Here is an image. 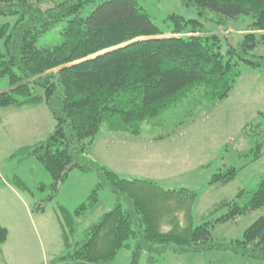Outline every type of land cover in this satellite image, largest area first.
Returning <instances> with one entry per match:
<instances>
[{"label": "trees", "instance_id": "trees-1", "mask_svg": "<svg viewBox=\"0 0 264 264\" xmlns=\"http://www.w3.org/2000/svg\"><path fill=\"white\" fill-rule=\"evenodd\" d=\"M181 1L200 17L213 12L215 23L241 16L251 21L241 38L222 51L219 37L204 33L198 18L170 13L160 27L136 0H0V15L14 16L12 23H0V76H8L10 86L0 91V107L44 103L55 121L44 141L20 147L10 157L34 155L49 173L54 192L70 169L95 170L98 182L75 209L77 216L98 204L105 185L117 195L114 207L73 247V224L69 226V215L59 208L65 253L56 262L105 263L123 247L131 248L129 264H155L169 247L177 253L223 249L264 258V215L239 239L211 240L214 224L234 222L264 205V179L243 203L223 200L211 213L222 206L225 213L193 225L195 191L165 189L147 178L126 179L87 158L101 128L137 138L144 124L184 100L202 104L227 97L240 76V62L264 67V56L253 52L264 45V0ZM62 20L60 42L39 46L38 38ZM255 127L260 129L252 132L258 140L244 154L252 160L260 157L264 145V127ZM235 172L230 166L214 173L209 182H228ZM121 197L126 205L118 200ZM7 234L0 224V254Z\"/></svg>", "mask_w": 264, "mask_h": 264}, {"label": "rangeland", "instance_id": "rangeland-1", "mask_svg": "<svg viewBox=\"0 0 264 264\" xmlns=\"http://www.w3.org/2000/svg\"><path fill=\"white\" fill-rule=\"evenodd\" d=\"M136 1L160 27H165L164 19L170 13L198 18L203 23L204 33H214L219 37L222 51L228 44H235L241 38L251 21L249 16H241L230 18L225 23H215L211 19L215 16L213 12L208 11L200 17L194 7L185 6L181 0ZM90 9L91 6L87 7L86 12ZM6 21L12 23L14 16L0 15V23ZM64 25L65 20H62L38 38V45L46 47L58 44L59 31ZM253 52L264 56V45H257ZM239 67L240 76L227 97L202 104L184 100L144 124L137 138L101 128L94 137L87 158L92 159L93 155L97 159L103 157V162L99 160V164L126 179L147 178L165 189L183 187L195 191L193 225L225 213V206L211 213L214 206L223 200L233 199L243 203L256 189L258 182L264 179V145L259 158L252 160L251 156L244 155L258 140V136L252 133L260 130L255 125L264 127V67L253 68L243 62ZM9 89L8 76H0V91ZM3 108L0 107V224L8 230L2 245L4 255L8 251V259L24 258L23 261L27 259L28 264H75L54 260L65 253L59 208H64L69 215V226L73 224V232H69L73 247L92 223L114 207L117 195L105 185L99 190L98 204L75 215V209L86 201L98 182L97 172L72 168L54 192L50 187L49 173L34 155L10 157L15 151L16 142L9 135L12 132L10 117L4 118L7 113ZM6 109L11 110L9 114L13 113V116L20 113L15 107ZM30 109L33 111H29V114L36 116L29 118L37 129L34 137L28 140L29 145H33L46 139L55 121L44 103ZM104 134L111 135L104 137ZM158 135L165 137L155 139ZM261 140L264 141V135ZM230 166L236 169L232 180L209 182L214 173ZM242 189L244 192L238 196L237 192ZM118 200L126 205L123 197ZM261 215H264V205L234 222L216 223L211 229V240L229 242L239 239L244 229ZM69 226H65L66 230L70 229ZM22 229L25 233H22ZM132 242L130 240L133 246ZM2 256L0 264H3ZM130 260L131 248L123 247L115 259L99 264H129ZM141 260H145V254H142ZM155 264H264V258L223 249L177 253L169 247Z\"/></svg>", "mask_w": 264, "mask_h": 264}, {"label": "crops", "instance_id": "crops-1", "mask_svg": "<svg viewBox=\"0 0 264 264\" xmlns=\"http://www.w3.org/2000/svg\"><path fill=\"white\" fill-rule=\"evenodd\" d=\"M33 107L34 106H32V107H27V106L15 107V109H18V111L20 112L18 115H15V116H13L14 115L13 113H10L9 114V112L11 110H7L6 107L3 108L4 111L7 113V115H5L4 118L5 117H10V125H11V128H12V132L9 133V135L12 136L13 139L15 140V142H16L15 143L16 144L15 145L16 147H15L14 150H17L20 147L29 145L30 144V141H28L29 138L34 137V134L37 131L36 127L30 122L31 115L33 116V118L36 117V116L33 115L34 113L33 114H29L30 113L29 111H33L30 108H33ZM110 135L111 134H104V137H107V136H110ZM93 142H94V139H93L92 144H91V147L89 149V153H90L91 148L93 146ZM102 159H103V157H99L97 159L95 155H93V157H92V160H94L95 162H98V163H101L100 161L103 162ZM5 185H7V184H5ZM22 233H25L23 231V229H22ZM4 243H5V241H4ZM7 254H8V251L4 255V248H2L0 257L2 255H4V256H2L3 264H28V262H29L27 259H25L26 261H23L24 258L23 259H20V260H17V259H15V260L8 259L7 258Z\"/></svg>", "mask_w": 264, "mask_h": 264}]
</instances>
